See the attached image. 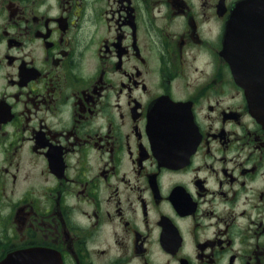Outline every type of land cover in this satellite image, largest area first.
<instances>
[{
  "label": "flooded vegetation",
  "instance_id": "1",
  "mask_svg": "<svg viewBox=\"0 0 264 264\" xmlns=\"http://www.w3.org/2000/svg\"><path fill=\"white\" fill-rule=\"evenodd\" d=\"M241 1L0 0V262L264 264Z\"/></svg>",
  "mask_w": 264,
  "mask_h": 264
},
{
  "label": "water",
  "instance_id": "2",
  "mask_svg": "<svg viewBox=\"0 0 264 264\" xmlns=\"http://www.w3.org/2000/svg\"><path fill=\"white\" fill-rule=\"evenodd\" d=\"M235 44L236 55L233 57L236 58L237 81L246 90L252 112L264 122V0H243L239 3L227 28V55ZM0 264L63 263L57 252L30 248L11 253Z\"/></svg>",
  "mask_w": 264,
  "mask_h": 264
}]
</instances>
